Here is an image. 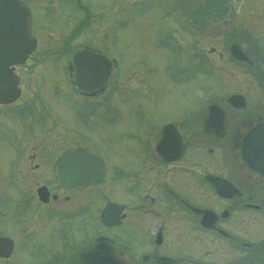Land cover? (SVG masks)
Instances as JSON below:
<instances>
[{
  "label": "rangeland",
  "instance_id": "rangeland-1",
  "mask_svg": "<svg viewBox=\"0 0 264 264\" xmlns=\"http://www.w3.org/2000/svg\"><path fill=\"white\" fill-rule=\"evenodd\" d=\"M30 1L46 3L51 8L37 33L36 50L24 64L17 66L16 70L26 89L19 103L33 90L35 95L43 96L45 102L38 98V106L33 108L34 116L29 113V118L20 119V113L10 108L15 110L9 113L10 126L5 125L7 122L3 116L0 118V236L7 235L15 241L12 256L0 257V264H57L54 254L63 259V254L70 250V244L77 245L73 236L84 234L81 230L74 232L75 221L81 216L86 217L88 232L89 227L96 225L97 221L93 219L97 215V208L103 204L96 188L77 193L75 200L86 201L84 198H87L93 207L90 212L87 210L84 213L87 216L74 212L72 218L67 208L75 203L64 202L66 191L53 178L52 160L48 156L51 152L48 150L57 152L61 143L67 145V138L74 130H79V134H89L93 147L103 154H108L111 147L106 143L115 141V136L111 134L106 135L105 139L96 137L98 134L91 123L69 122L66 101L75 92L68 93L73 77L67 68L71 56L69 51L63 49L66 44L75 49L84 43L86 36L94 37L99 39V44L106 48L108 54H121L124 57L123 79L126 78L124 82L127 84L122 94L124 100L118 104V109L127 115L123 119L127 122L117 125L116 131L112 122L102 121V129L122 132L125 127L140 126L142 117L147 114L155 121L164 120L178 111L194 110L195 105L198 102L202 104L207 97L206 101L224 103L226 96L236 90L245 92L250 107L264 101V88L253 79V75L245 73V77L240 65L227 59L226 55L221 57L219 53L213 54L211 51L214 46L222 51L228 46L226 31L235 32L247 24L257 25L258 20L263 30L264 8L258 2L253 1L245 6L241 0H233L232 13L221 19L211 17L205 26L194 30L193 27L189 28L190 22L185 21V15L188 20L191 9L197 5L194 0H89L90 4L86 5L94 20H91V27L87 26L90 30L94 28L89 35L83 31L82 24L80 27L78 25L84 11L75 9L74 2ZM243 6L255 11L245 12ZM114 22L115 27L112 25ZM183 23L185 33L184 27H180ZM248 28L255 33L254 41L258 46L261 40L258 38V28ZM73 31H76L74 36ZM191 31L199 33L197 38ZM196 39L201 45V56L209 66L211 60V65L225 77V82H222L217 71L212 72L210 77L206 76V72L199 74V70L202 72L203 69L195 68V64L200 62L191 52ZM213 59L215 64L212 63ZM126 73L131 74L127 77ZM130 112L133 117L137 115L140 118L129 120ZM36 144L39 146L35 147ZM43 144L49 149L42 147ZM34 154L36 156L32 158ZM110 174L119 176L122 182L126 180L122 165L117 169L111 168ZM42 184H48L53 191H60V201L50 204L40 202L36 189ZM108 187L105 189L110 198H125L115 189L109 191ZM190 236L205 237L195 231H191ZM75 254L63 263L81 264L78 252Z\"/></svg>",
  "mask_w": 264,
  "mask_h": 264
},
{
  "label": "flooded vegetation",
  "instance_id": "flooded-vegetation-1",
  "mask_svg": "<svg viewBox=\"0 0 264 264\" xmlns=\"http://www.w3.org/2000/svg\"><path fill=\"white\" fill-rule=\"evenodd\" d=\"M26 1L33 13V33L37 37L42 21L50 13L51 7L46 3ZM70 1L74 2L75 9L84 11L83 19L78 22V25L80 27L82 24L83 31L90 35V31L94 29L88 28L94 21L90 17L88 6L90 1ZM253 1L263 5L264 8V0H241L245 6ZM229 2L231 4L233 0ZM245 6L243 11H255ZM213 16L217 19L222 18L218 15ZM115 24L116 22L112 25L115 27ZM260 25L259 20L257 25L250 24L251 27L258 28V38L261 39L258 46L254 41L255 33L248 28L250 26L247 24L241 30L226 31L229 40L228 46L223 51L215 46L211 51L213 54L219 53L221 57L226 55L227 59L240 65L245 77V73H250L253 79L264 88V28L261 30ZM74 34L76 31L72 32V36ZM235 41H239L252 59V63L235 59L230 55L231 53H225L224 50H229V43ZM197 45L200 47L199 43ZM102 46L98 38L87 36L84 43L75 49L66 44L63 49L69 51L71 56L67 62L69 72L73 67L72 55L76 50L88 47L107 53L106 48ZM115 57L118 61L123 58L122 55ZM195 57L197 62H200L195 64V68L201 69V53L197 51ZM120 62L119 66L122 65ZM212 62L215 64L214 59ZM123 71H118L117 68L109 82L98 90L80 91L75 87V82H69L68 93L75 92L70 94L66 101V107L70 113L69 122L91 123L98 134L96 137L105 139L106 135L111 134L115 136V141L106 143L111 147L108 154H103L95 146L93 147L89 134H79V130H74L67 138V145L61 143L57 147V152L48 150L51 152L48 156L52 160V166L63 150L74 147L88 148L104 156L107 161L105 178L101 184L78 189H65L60 186L66 191L63 196L64 202L75 203L70 207L68 205L67 210L73 212L77 209L85 216L84 213L87 210L90 212L93 206L89 205L87 198H84L86 201L75 200V195L96 188L98 198L103 201L101 207L97 208L99 228L103 230V234H109L114 239L117 249L129 257L130 264H159L156 260L158 255L178 258L180 260L178 264H264V168H254L255 161L251 163L246 159L241 165L239 158L237 159L239 153L236 147L237 143L240 144L239 140L245 136L246 131L243 129L246 130V127L256 119L264 122V101L258 102L255 107L247 104L245 109L227 104V98L225 103L218 101L225 106L227 118L220 133H218L219 126H216L218 121L215 120L213 124L206 123L209 108L202 106L200 102L195 105L194 110L178 111L175 115L158 121L141 111L146 117H142L140 126L125 127L122 132L110 131L111 129L108 128L102 129V121L112 122L116 126V131L117 127L127 122L123 120L127 115L118 109V104L124 100L122 94L127 84L124 82L126 78L123 79ZM126 74L128 77L131 73ZM221 79L226 81L223 75ZM24 84L20 82L21 94L17 100L11 103H0V118L3 116L6 119V126H10L11 123L9 113L15 111L10 108H15L20 113V119L27 116L29 118V113L34 116L33 108L35 105L38 106L36 102L38 98L45 102L44 97L35 95L33 90L23 102L19 103L26 92ZM233 92L245 94L243 90ZM128 115H130L129 120L132 121L133 118L135 120L140 118L137 115L133 117L132 112ZM66 122L69 123L67 120ZM170 122L174 123L173 129L176 136H173V149L165 154L166 157L172 158L166 159L157 150V145L164 126ZM240 128L244 131V135L239 139ZM38 146V144L35 145V147ZM42 147L49 149L44 144ZM35 156L36 154L32 155V158ZM260 160L259 166L264 167V154ZM38 165L39 163L36 166ZM120 165L125 167L126 180L123 182L119 176L110 174L111 168L117 169ZM210 174L219 175L230 181L234 186L231 187L233 195H221L217 185L209 180ZM107 186L110 188L109 191L115 189V192L125 196L117 200L125 203V208L122 223L114 227L104 225L100 218L101 210L109 197L105 189ZM48 187L51 194L57 193L49 185ZM60 194L61 192L58 191V196L50 197L46 204L59 202ZM205 209H212L215 212L214 227L207 228L202 223L203 214L212 213ZM191 231L202 233L205 237L192 238ZM159 233L160 239H157L156 236ZM86 240L88 242L90 239H84L83 243ZM71 246L70 244V248ZM72 252L73 250L70 249L71 254L65 255L67 261L74 256ZM55 262L57 263V259Z\"/></svg>",
  "mask_w": 264,
  "mask_h": 264
},
{
  "label": "water",
  "instance_id": "water-1",
  "mask_svg": "<svg viewBox=\"0 0 264 264\" xmlns=\"http://www.w3.org/2000/svg\"><path fill=\"white\" fill-rule=\"evenodd\" d=\"M198 7L194 8L190 20L198 25L205 23V14L226 13L227 0H200ZM32 12L24 0H0V103H9L16 100L21 92L19 87L20 77L15 72V66L24 63L30 53L37 45V38L32 32ZM231 53L241 60L250 61L249 56L243 51L239 43L231 44ZM75 84L80 90L99 89L111 76L114 61H111L105 54L92 49L78 50L73 55ZM228 101L235 106H246V100L242 95L233 94ZM224 110L219 109L218 104L210 106L207 122L213 124L217 116L219 133L225 125V117L218 113ZM174 125L167 124L163 130V138L158 145L159 152L166 158L165 154L173 149ZM249 128V129H248ZM244 131H241V138ZM241 160L246 159L253 164L254 168L259 166L260 157L264 154V122L261 119L253 121L246 128L244 138L239 140ZM259 159V160H257ZM257 160V161H256ZM264 166V165H263ZM105 161L102 157L92 152L73 148L64 151L56 165L55 175L57 180L65 187L75 188L92 183H100L104 179ZM210 179L217 185L218 192L225 196H232L229 181L212 176ZM226 183H229L226 185ZM38 194L44 201L48 200L49 191L45 185L38 188ZM124 205L109 201L102 213L105 224L112 226L120 223L121 211ZM207 221L204 220V223ZM214 225V223L208 224ZM109 238L99 236L91 249L83 251L80 258L83 264H128L127 260L118 255L117 251L110 244ZM14 248V241L10 237H0V255L10 256ZM174 259L169 256H162L158 259L160 264H175Z\"/></svg>",
  "mask_w": 264,
  "mask_h": 264
}]
</instances>
